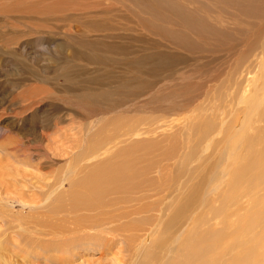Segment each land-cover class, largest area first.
Here are the masks:
<instances>
[{
    "label": "rangeland",
    "instance_id": "374dc122",
    "mask_svg": "<svg viewBox=\"0 0 264 264\" xmlns=\"http://www.w3.org/2000/svg\"><path fill=\"white\" fill-rule=\"evenodd\" d=\"M174 1L190 9H193V3L196 2V0H161L162 6L159 0H0V240L3 238L0 244L6 245V248H4L5 246L0 247V264H139V262H146L144 257V250L147 248L146 242H150L153 238V230L160 227L158 224L159 213L163 211V223L170 213L166 208L172 200L170 196H173V193H171L172 191L169 193L168 189L175 188L178 183L182 185L188 181L191 172L204 161V158L211 157L214 159L221 150L217 147L222 148L224 146L223 141L219 142V145L216 142L221 141L223 137L218 130V118L214 113L222 106L219 96L222 87L226 85L225 73L240 54L228 53L230 51L229 41H226L225 45L218 46L215 44L218 38H214V41L210 39L214 42L211 44V41L208 40L209 35L192 32L185 24L183 25L178 17L169 12L164 5L166 2ZM203 2L206 3L207 1L204 0ZM235 33L234 36L239 35V33L237 35ZM175 34L189 35L195 45L183 46ZM245 39L242 38V42ZM89 40H98L100 43L98 46L101 48L100 56L93 55L96 45L92 44L90 47L88 45ZM108 40L113 41L110 46ZM219 40H222L220 43L225 41L224 39ZM146 50L148 53L145 52ZM106 52L112 59H108L110 57L105 55ZM155 52L157 54L154 55ZM164 54L172 59L168 60ZM162 55H164L163 59ZM133 63L136 67L132 65ZM67 64L81 69L82 76L78 81V87L75 81L67 83L64 73L61 71V68ZM144 64L148 65L145 66ZM131 66L134 68H130ZM95 68L99 71L96 77L95 74H85L87 70L91 71ZM107 72H110L109 77ZM107 77L108 79H106ZM124 77H130L129 82L132 81V84H129V88L135 92L130 91L127 97H122L123 94L116 92V96H113L114 105L111 108L106 107L105 102L97 105L91 104L93 107H90L87 98L86 101L84 99V103L82 102L89 88L94 87L92 84L96 82L95 80L115 82L111 90H119L121 88L120 83L125 80ZM199 82H202L201 85H205L206 88L210 87L209 93L191 103L192 109L188 108L189 110L187 109L181 114L172 115L164 112H146L145 114L140 109L137 110L136 105L132 106L130 113L120 111L123 104L129 106L134 101H140V99H147L150 107L148 108L151 110L154 106L152 102L159 100V96L162 94L163 100L160 99L159 101L165 102L163 105L167 106L168 98L165 97L173 89H176L175 93L178 94L174 99L178 101L180 97L187 96V93H191V95L188 94L189 96L197 95V92L200 93L197 90L201 88L197 85ZM148 86L149 88H147ZM34 87L48 89L54 97L51 96L52 100L46 97V102L42 101L43 99H38L35 105L30 107L29 104L32 99L30 93ZM115 87L117 88L112 89ZM150 88L152 90L148 91ZM156 91L160 92L157 97L154 95L157 93ZM80 94L82 95L81 99L75 97V95ZM25 106H28L27 109ZM73 109H78L83 113L91 109L94 111L89 112L88 119L82 120V116L75 114ZM109 111L119 113L117 115L119 119L114 123L119 136L129 130L128 122L130 119H132V127L136 131L143 132V128H148L145 135L132 137L131 140L137 141L140 137L147 139L148 150L145 158L149 169L144 182L145 196H139L134 192L125 196L126 203L117 200L115 202L116 208L113 209L114 212L116 209L120 211V207H122V210L129 215L111 226V228H116L115 230L112 229V233H116V235L112 234L113 237L109 235L106 238L108 236L106 230H88L92 236L88 239L85 236V240L84 238L80 241L76 240L75 245L80 244L81 247L75 246V248L68 250L67 255L64 252L65 258L62 263L58 261L59 257L56 258V253L45 249L46 245H50L51 242L54 247V240H43L42 246L39 239L42 237L41 233L36 234L40 228L38 223L43 221L42 218H46V211L48 212V210L42 211L36 204H33L32 208L24 207V204L32 206V202L25 203V201L30 202L31 194L28 193L29 198L26 199L19 193V188L26 190L27 188L31 189L30 187H40L41 182H38L39 179L37 178L41 175L45 177L51 174V180L56 175L66 176L70 168V160L71 158L75 159V155L70 152L58 155L57 158L61 162L55 164L54 172H52L49 168L38 167V160L34 157L32 159V156L29 155L32 151L25 152V150L29 147L30 150H33L32 147H41V143L35 140L37 139L35 134H45L49 143L53 141L56 137L55 133L57 135L64 131L65 127L68 128L72 125L71 117L74 118L76 127L79 123L85 125L87 129L84 131L85 135L92 133L97 128V118L101 115V118L104 117L103 114ZM112 113L115 114L116 112ZM223 115H227L226 111ZM229 116L226 120L230 119ZM140 118L143 119H141L143 125L139 124ZM206 123L212 125V129L204 138L200 139V129H203ZM23 130L24 133L26 132V138L23 137ZM153 130H156L157 133L148 134L149 131ZM85 135L81 136V141H84ZM125 138L120 136L119 140L116 141L119 146L131 143H125ZM15 140L21 141L23 144L18 145ZM31 140L32 143L29 142ZM89 143L94 142L90 140ZM83 144L79 145L78 141L75 140L73 144L72 142L67 143V146H70L71 152H78L79 150L82 151L80 147H83ZM235 145L238 147V144ZM44 147L42 146V148ZM84 147L86 148V143ZM107 147L112 148L113 144H109ZM192 147L193 150H191ZM15 151L18 153L15 154ZM24 153H26L25 158L22 157ZM14 155H19V158ZM180 156L182 159H179ZM184 156L189 157L186 162L183 161ZM178 167H183V171L177 170ZM177 172L182 173V175ZM16 179H23L24 182H27L28 187L25 189L26 186L18 183ZM7 186L10 189H6ZM54 193L56 194V192ZM54 193L52 197L55 195ZM19 198L21 202H17ZM65 199H67L66 196L61 205H69ZM53 201L51 202L52 206H54ZM141 205L145 206L144 211L133 213ZM201 206L196 207L195 214H200L201 211L199 210L202 212L206 210ZM45 207L49 206L46 205ZM2 212L3 215H1ZM71 214L69 213L66 217L67 225L71 224L70 221L75 218L73 215L76 213ZM61 215L66 216L63 213L59 216ZM1 216H8L9 218L4 217L3 219ZM6 219L12 223L9 224ZM31 221L37 225L32 224ZM125 222H129V226L122 227L121 224ZM158 231L160 236L162 229L159 228ZM185 233L186 231L183 235ZM111 239H113L114 245L107 242ZM88 245L90 246L87 247ZM28 250L30 253H27ZM34 250L38 252L36 253ZM164 255L170 254L164 253Z\"/></svg>",
    "mask_w": 264,
    "mask_h": 264
},
{
    "label": "bare ground",
    "instance_id": "6f19581e",
    "mask_svg": "<svg viewBox=\"0 0 264 264\" xmlns=\"http://www.w3.org/2000/svg\"><path fill=\"white\" fill-rule=\"evenodd\" d=\"M203 1L204 0H196V2L193 3V9L180 5L175 1L166 2L164 5L169 12L175 14L183 25L185 24L192 32L194 31L201 35H209L208 40L213 39L212 41H214V38H218L217 41H215V44H218V46L229 41L228 44H230L229 49L231 52L228 51V53L240 54L235 59L233 65L228 67L225 73L226 78L224 81H226V85L222 87L219 96L222 106L214 113L218 118V130L223 137L221 141L219 140L216 142L218 145L220 144L219 142L222 141L225 144L222 148L217 147V149L221 150L214 159L211 157L204 158V161L198 164L191 174L189 173L190 177L188 176V181L182 183V185L178 183L175 188L169 187L170 190L167 188L169 193L171 191V193H173V196H170L172 200L166 208L170 213L164 223L163 211L159 213L158 224L160 227H157L162 229L160 232L162 234L160 236L158 235L159 228L153 230V238L151 237L152 239L150 242H146L147 248L144 250L146 262H139V264H264V0H215L217 1L216 3L212 0H205L207 1L206 3ZM163 2L159 0L162 6ZM235 32H238L239 35L234 36ZM175 35L181 40L183 46L189 47L195 45V42L190 39L189 35ZM176 37L174 36V38ZM242 38H246L244 40L245 43L244 41L242 42ZM171 39L174 40L173 38ZM219 39H224L225 41L220 43L222 40ZM212 41L211 44L214 43ZM112 42V40H108L109 46ZM92 44L96 45L93 55L100 56L101 48L98 46L100 43H98V40H89L88 45L92 47ZM205 48L207 47L205 46ZM147 50L145 52L148 53ZM108 54L109 53L106 52L105 55L110 57ZM155 54L157 53L155 52L154 55ZM164 55L168 60L172 59L170 56ZM164 55H162V59ZM108 59H112V57ZM132 65L135 64L133 63ZM134 67H136V65ZM134 67L131 66L130 68ZM61 71H63L67 83L69 81H75L77 87L79 86L78 81L82 76L80 68L67 64L61 68ZM98 72V69L95 68L91 71L87 70L85 74H95L96 77ZM107 73L109 77L110 72ZM108 77L106 79H108ZM130 77H124L125 80L120 83L121 88L119 90H111L115 82L95 80L96 82L92 84L94 87L89 88L82 102L84 99L86 101L87 98L88 106L90 105V107H93L91 104L97 105L98 103L105 102L104 104H106V107L111 108L114 105L113 96H116V92L123 94L122 97H127L130 91H133L129 88V84H132V81L131 83L129 82ZM172 79L175 80V78ZM201 84L202 82L197 84L201 87L200 90L196 89L200 93L197 92V95L192 96H189L191 93H187V96L180 97L179 101L174 99L178 94L176 95V89H173L171 93H169L170 95L168 94L165 97L168 98L167 106L163 105L165 102L159 101L160 99L163 100V94L159 96V90L158 92L156 91L157 93L154 95L156 97L159 96L160 99L152 102L154 106H152L151 110H149L150 107L147 99H140V101H134V103H131L129 106L123 104V108H121L120 111L130 113L132 112V106L136 105L137 110L140 109L145 114L146 112H164L178 115L185 112L188 108L192 109L191 107L193 106H191V103L197 101L202 96H207L210 87L208 86L206 88L205 85ZM117 87L112 89H116ZM147 88H149V86ZM132 89L134 88L132 87ZM151 90L152 88L148 91ZM51 96L52 92L48 89L34 87L30 93L32 99L29 105L30 107L34 106L38 99H43L42 101H45L46 97L52 100L54 96ZM81 96V94L75 95V97L79 99H81ZM26 107L28 106H25V108ZM77 108L79 109V107ZM78 109H73V112L82 116V120L88 119L89 112L95 110V108L94 110L89 109L90 111L86 110L87 112L84 111L83 113ZM225 111L227 115H223ZM112 112L116 113L113 114ZM118 114L117 111H109L103 114L104 117L102 118L101 115L97 118L98 125L96 130L86 135L84 134V131L87 130L85 125L79 123L78 127H76L74 118L71 117L70 121L72 125L68 128L65 127V130L57 135L55 133L56 140L53 139L50 143L49 140L46 139L45 134L36 135L35 132H33V134L37 136V139H35L36 142H40L41 147H32L33 150H30L29 147L25 150V152L32 151L29 155L32 156V159L34 157L38 160V167L49 168L52 172H54L53 168L55 164L61 162V160L57 158L58 155H64L63 153L66 152L75 155V159L71 158L70 160V168L66 176L62 177L56 175L52 180L51 174L45 177H42L44 175H41L39 178L34 177L39 179L38 182H41L40 187L33 188L29 186L31 188L29 189L27 188V182L23 181L24 178L22 180L16 179L18 183L20 182L24 187L26 186L25 189L27 188L26 190L19 188V193L26 199L29 198L28 193L31 194L30 198L32 201H25V203L32 202V206L24 204V207L28 206L32 208L33 204H36L40 210H48V212L46 211V218H42L43 221L38 223L40 228L36 234L41 233L42 237L39 239L42 246L44 244L42 242L43 240H54L55 246L53 247V243L51 242L50 245H46L45 249L54 254L56 253V258L59 257V262H64L65 253L67 255L68 250L75 248V246H77V248L78 246L81 247L80 244L75 245L76 240L80 241L81 239L83 240V238L85 240V236H87V239L92 236L88 233V230H106V233H108L106 238L114 234L112 233V229L115 230L116 228H111V226L117 221L120 222L127 218L129 215V213L122 210V207H120V211L116 209V212H114L113 209L116 208L115 202L117 200H122L126 203L125 196L134 192L139 194V196H145L144 182L149 169L145 158V154L148 150L147 139L145 137L143 139L140 137L137 141L131 140L132 137L145 135L148 128H143V132L141 131L142 133L140 130H137V133L132 127V119H130L128 122L129 130H126L120 136L126 137L125 143H131L119 146L116 141L119 140L120 136L116 132L117 127L116 124H114L119 119V116H117ZM228 115H230V119L226 120ZM36 117L38 116L36 115ZM141 119L142 118H140V120ZM142 120L139 124L143 125L144 123ZM136 127L138 126L136 125ZM211 129L212 125L206 123L205 127L200 129V139L204 138ZM156 130L149 131L148 134H155L157 133ZM25 133L23 134L24 138L27 137ZM83 135H85V138L84 141H81V136ZM75 140L78 141L79 145L84 143L83 147H80L82 151L71 152L69 150L70 146H67V143L72 142L73 144ZM90 140L94 143H89ZM15 142L18 143V145L23 144L21 141L17 142L15 140ZM29 142L32 143L33 141L31 140ZM85 143L86 148L84 147ZM13 144L16 145L15 143ZM109 144H113V147L108 148L107 146ZM235 144H238V147H236ZM42 146L45 147L42 148ZM151 150L153 151L154 149ZM191 150H193V147ZM14 153L17 154L18 151ZM25 155L26 153H24V156H21L25 158ZM14 156L19 158V155ZM180 158L181 156L179 159ZM188 159V156H184L183 161L186 162ZM183 169V167L177 168V170L180 171H183ZM180 174L182 175V173ZM6 189L10 188L7 186ZM54 192H56V194ZM53 193L55 195L52 197ZM65 196L67 197L65 200L69 205H61ZM207 197L209 198L207 199ZM20 198L17 202H21ZM52 201L54 206H52ZM46 205L49 207H45ZM199 205H202L206 210L204 212L199 210L201 213L195 214V209ZM144 209V205L138 206L133 213H141ZM61 213L66 216H59ZM69 213H76V215H73L75 218L70 221L71 224L67 225L66 217ZM1 215H3V212ZM4 217L1 216L3 219ZM13 219L15 220V218ZM35 220L37 221V219ZM11 223L9 222V224ZM31 223L34 224L35 222L33 223L31 221ZM35 225L37 224L35 223ZM121 225L122 227H127L129 226V222H125ZM185 231L186 233L183 235ZM6 233L8 234V232ZM114 235H116V233ZM2 240L3 238L0 241ZM31 241L29 242L30 244ZM101 241L102 240H100V242ZM107 242L110 243V245H114L113 239ZM0 245L1 248L4 246V248H6V245ZM89 246L90 245L87 247ZM39 248L41 247L39 246ZM28 252L29 250L27 253ZM35 252L37 253L38 251ZM164 253L170 255L165 256Z\"/></svg>",
    "mask_w": 264,
    "mask_h": 264
}]
</instances>
